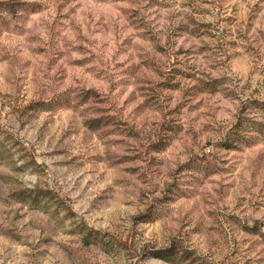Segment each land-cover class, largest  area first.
I'll use <instances>...</instances> for the list:
<instances>
[{"label": "rangeland", "instance_id": "obj_1", "mask_svg": "<svg viewBox=\"0 0 264 264\" xmlns=\"http://www.w3.org/2000/svg\"><path fill=\"white\" fill-rule=\"evenodd\" d=\"M133 260L264 264V0H0V264Z\"/></svg>", "mask_w": 264, "mask_h": 264}, {"label": "clouds", "instance_id": "obj_2", "mask_svg": "<svg viewBox=\"0 0 264 264\" xmlns=\"http://www.w3.org/2000/svg\"><path fill=\"white\" fill-rule=\"evenodd\" d=\"M137 259H138V257H137ZM132 264H136V261H135V260H133V261H132Z\"/></svg>", "mask_w": 264, "mask_h": 264}]
</instances>
